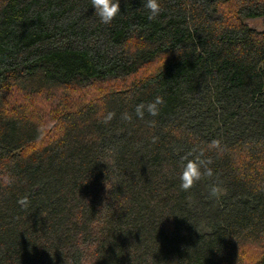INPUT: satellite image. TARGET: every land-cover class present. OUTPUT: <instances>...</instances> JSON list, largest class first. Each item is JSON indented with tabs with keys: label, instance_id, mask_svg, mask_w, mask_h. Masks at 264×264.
I'll list each match as a JSON object with an SVG mask.
<instances>
[{
	"label": "trees",
	"instance_id": "obj_1",
	"mask_svg": "<svg viewBox=\"0 0 264 264\" xmlns=\"http://www.w3.org/2000/svg\"><path fill=\"white\" fill-rule=\"evenodd\" d=\"M142 7L0 0V264H264V0Z\"/></svg>",
	"mask_w": 264,
	"mask_h": 264
},
{
	"label": "clouds",
	"instance_id": "obj_2",
	"mask_svg": "<svg viewBox=\"0 0 264 264\" xmlns=\"http://www.w3.org/2000/svg\"><path fill=\"white\" fill-rule=\"evenodd\" d=\"M143 9L146 10L149 20H154L161 12V0H142ZM92 8L95 9V16H97L102 24L110 25L121 12V0H91ZM164 103L162 97H156L153 102L148 104H138L135 107L136 116L140 119L144 118L145 111L151 116H157L159 107ZM115 113L108 112L103 116L102 122L108 124L114 118ZM123 120L130 121L131 117L125 113L122 116ZM203 175H212V170L206 167L204 161L197 159H187L183 164L182 171L180 172V187L184 191L190 190L195 183L199 182ZM212 196L219 195V189L212 186ZM21 204H26L27 199L20 201Z\"/></svg>",
	"mask_w": 264,
	"mask_h": 264
},
{
	"label": "rangeland",
	"instance_id": "obj_3",
	"mask_svg": "<svg viewBox=\"0 0 264 264\" xmlns=\"http://www.w3.org/2000/svg\"><path fill=\"white\" fill-rule=\"evenodd\" d=\"M247 24L256 31L264 32V18L248 20Z\"/></svg>",
	"mask_w": 264,
	"mask_h": 264
}]
</instances>
